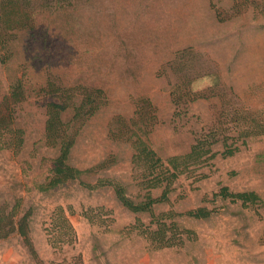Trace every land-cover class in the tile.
<instances>
[{
    "label": "rangeland",
    "instance_id": "rangeland-1",
    "mask_svg": "<svg viewBox=\"0 0 264 264\" xmlns=\"http://www.w3.org/2000/svg\"><path fill=\"white\" fill-rule=\"evenodd\" d=\"M34 18L35 29L19 33L13 56L0 63V100L9 76H20L23 65L29 88L15 112L23 145L0 142V206L9 211L18 202L19 215L32 210L29 234L43 264H264V134L245 138L246 145L227 157L217 143L212 160L179 175L168 200L152 208L154 215L171 213L162 219L176 244L161 249L143 233L157 227L150 212L129 211L108 184L90 188L69 181L46 192L36 188L58 154L44 140L52 98L41 87L51 70L59 81L105 92V105L80 129L69 162L85 169L106 161L105 168L86 175L88 182L115 179L136 201L147 190L134 179L132 146L111 131L118 116L143 125L148 100L155 115L149 142L164 162L187 153L194 138L209 130L239 145L241 129L264 125V0H83ZM184 77L204 93L189 103L182 98L185 112L173 116L170 93L184 87ZM221 186L255 191L260 201L243 206L214 196ZM162 189L151 190L152 196ZM57 206L69 216L75 238L52 247L47 229ZM198 207L211 214H184ZM0 264L37 263L14 233L0 240Z\"/></svg>",
    "mask_w": 264,
    "mask_h": 264
},
{
    "label": "trees",
    "instance_id": "trees-1",
    "mask_svg": "<svg viewBox=\"0 0 264 264\" xmlns=\"http://www.w3.org/2000/svg\"><path fill=\"white\" fill-rule=\"evenodd\" d=\"M83 0H0V63L5 64L14 54L19 33L35 29L34 14L45 9L65 10L67 7H77ZM42 39H44L42 37ZM3 54V55H2ZM19 76L18 73L9 76L7 91L0 100V142L4 146L20 149L23 145V130L16 125L15 112L17 105L21 104L27 97L29 88L27 86L28 66H24ZM184 87L176 86L172 89L170 96L174 104L173 116H178L185 109H180L182 98L186 102H193L200 98L204 91H196L191 87L193 78L184 77ZM44 94L49 95L52 100L46 104V120L44 125V140L46 145L56 147L57 156L53 160V167L45 180L36 185L38 191L46 192L69 181H78L85 187L94 188L108 184L112 187L116 199L129 211L150 212L151 224H156V229L145 228L146 238L156 249L169 247L176 241L167 236L168 225L163 217L171 213L154 215L153 205L167 201L168 194L172 190V183L179 175L190 172L195 167H200L212 160L217 152L213 146L221 143V156H232L240 150V146L246 145L249 136L264 134V125L254 124L241 129L240 135L244 138L238 145L234 141L228 142V135L217 137L212 130L205 134L196 136L187 153L173 155L164 162L151 147L149 132L155 124V115L148 100L144 102L146 113L145 123L129 122L125 117L118 116L116 127L111 131L114 136L127 141L133 148L131 159L134 179L141 189L147 192L136 201L127 193L126 185L111 178H98L94 184L86 179V175L93 173L99 168H105L102 161L90 168L80 169L69 162L70 154L76 144L80 129L86 122L105 105V92L102 87L86 84L73 85L69 82L59 81L53 71L46 73L44 86L41 87ZM70 113L67 118L66 114ZM142 120V117L140 116ZM140 127H139V126ZM144 127V128H143ZM162 187L158 197H153L151 190ZM230 198L232 201H241L243 206L260 201L255 191L231 192L227 186H221L214 196ZM17 202L9 211L0 206V240L17 233L23 240L30 255L37 264H43L33 242L30 238L29 218L32 210L28 209L19 215ZM192 218H207L211 210L205 207L191 209L184 213ZM62 206H57L51 215V227L48 231V242L54 246L70 244L75 238L74 228ZM174 223L171 224V227ZM174 230V229H173ZM190 233V231H188ZM180 237V236H179ZM181 238H179V243Z\"/></svg>",
    "mask_w": 264,
    "mask_h": 264
}]
</instances>
